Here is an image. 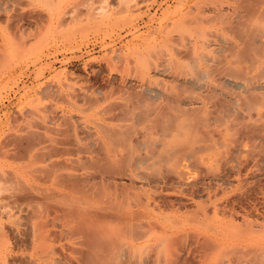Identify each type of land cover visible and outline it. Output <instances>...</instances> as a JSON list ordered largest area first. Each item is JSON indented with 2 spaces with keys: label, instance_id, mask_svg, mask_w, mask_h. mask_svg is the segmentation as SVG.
Returning <instances> with one entry per match:
<instances>
[{
  "label": "rangeland",
  "instance_id": "obj_1",
  "mask_svg": "<svg viewBox=\"0 0 264 264\" xmlns=\"http://www.w3.org/2000/svg\"><path fill=\"white\" fill-rule=\"evenodd\" d=\"M54 1L7 0L9 10L2 12L4 15L0 12V20H2L0 31L7 33L12 39L10 44L3 48L0 38V128H2L0 131V264H30L27 256L30 242L28 229L33 223L77 221L55 219L53 215L46 217L32 215V206L37 212H40L46 204L52 207L59 205L67 207L76 203L79 195L72 193L60 198L51 193L29 191L23 182L14 176V172L15 166L25 162L30 154L41 157L51 156V152L48 151L52 147L50 137L59 139L57 147L69 145L68 147H71L74 152L73 155L63 153L59 157L65 165H75V168L63 169L62 175L65 179L74 173H79L82 177L94 172V169L89 166V157L101 150L92 137L79 132L76 127V119L82 121L81 116L87 115L85 106L90 103L88 96L93 93L94 88L112 89L113 94L109 99L111 104L112 101L124 103V96L139 93L140 87L146 85L165 92L170 91L169 93L176 92L180 96L182 94L192 96L199 92L197 84L203 83L210 75L209 68L213 67L214 62L209 60L219 58L215 55V49L219 51V55L227 52H224V48L233 37L230 29L252 30L249 34L252 38L256 36V31L253 29L261 25L263 21L255 12L244 15L248 12L238 9L235 13L238 14L236 22L231 23L227 30L217 29L214 26L213 15L215 14L211 12L212 8L207 0L190 2H184V0H76L77 6L74 11L65 13L59 18V26L47 31L44 27L47 16L44 11L35 6L47 4L51 8ZM204 1H207L208 5ZM231 1L232 6L237 4L235 0ZM227 7L230 8L231 5ZM187 10H192L193 14H188ZM6 14L9 28L5 25ZM190 17L194 18L193 22L189 21ZM215 37L217 39L221 37L222 41L214 42ZM195 44L198 46L197 53H191L189 49H192ZM248 47L254 48L251 43ZM221 48L222 51H220ZM258 58L257 53L250 55L253 62ZM207 62H210V67L206 65ZM183 71L191 83L195 84H183L175 88L173 86L175 79H180ZM131 83L136 84L135 87ZM75 95L84 96V102H78V104L85 109H73L63 113L60 110L61 106L70 104L68 102ZM116 106H123V104H116ZM140 106L144 104L141 103ZM114 112L123 118L130 116L128 111L116 109ZM123 122H126L129 129L133 128L139 132L147 131L150 136L148 135L149 138L144 145L134 149L133 154L136 157L127 159L123 163L122 176L112 177L116 183L122 184V193L117 196L112 191L100 192L90 206L86 207L82 204L83 202L78 201V207L93 210L97 208L95 206L102 204H109L111 207L117 206L120 202L126 205L145 204L148 205L152 214L149 217H140L138 221H168L172 225L181 223L195 225L199 222L197 220L200 217V209L192 204L189 197L179 192V194L173 193L174 184L168 183V176L171 175V161L168 159L154 161L150 157L152 152L159 148L161 140L167 136L169 129L155 127L153 124H147L145 127L144 123L140 122L130 125L128 121L121 120V123ZM213 127L217 125L214 124ZM43 129L48 133H45ZM75 130H77L76 134H74ZM261 131L259 130L258 133ZM124 132V129L112 131L105 129L102 134L109 137L112 142L110 145L116 146L124 143ZM35 143L37 145H34ZM30 144L33 146L31 147ZM254 145L255 142L249 143L251 147ZM193 146H200V142H195ZM243 146L245 148L246 145ZM81 149L85 150L78 154L77 151ZM235 149L233 144L231 148L233 156ZM191 154L190 158L183 161L187 163L185 176H189V179L203 177L206 179L209 168L203 154L195 149ZM230 154L226 156L229 162L225 170L221 171V176L228 179L235 173V167L230 169V165L234 164L232 160L235 159ZM77 155L87 160L83 158V162L74 160L70 162L69 158L74 159ZM64 159L68 160L64 161ZM99 162L103 166L106 165V169H110L108 163ZM42 164L43 162H40V165ZM248 164H250L249 161ZM130 168L134 170L131 176L126 174ZM110 170L109 175H113L112 169ZM52 173L46 168H43L41 172H35L41 181H47ZM261 177L255 176L252 180L258 179L260 182L255 180L257 184L262 183L263 185L260 186L264 187V178ZM161 179L164 181L161 182ZM257 184L247 185L246 191L239 195V199H236L240 203L236 200L226 203L214 201L213 191L203 190L202 197L206 203L203 209L209 214L214 213L212 211L214 210L221 217L231 218V222L237 224H251L256 232L250 238L264 239L263 232H257L260 229L259 224L264 226V188L261 189L262 193H256L260 188ZM25 195L31 199L29 205L23 200ZM257 195L259 198L255 197ZM175 198L179 199V204L185 203L188 213L182 216L165 217L164 213L167 212L169 201H173V204L177 206L178 202L174 201ZM49 229L54 231L52 228ZM191 231L193 229L189 227L188 235L175 239L172 264H201L203 259L212 254L209 250L203 251L199 243L194 242ZM57 238L58 232H55L51 239L49 237L45 241V245L55 251L54 254L59 252L61 244ZM230 248L231 246H228L225 250L217 251L214 257L215 263H224L229 258L231 264L234 262L264 264L262 251L252 254L250 250V253L245 255V252L241 250ZM141 256H143L142 250Z\"/></svg>",
  "mask_w": 264,
  "mask_h": 264
},
{
  "label": "bare ground",
  "instance_id": "obj_2",
  "mask_svg": "<svg viewBox=\"0 0 264 264\" xmlns=\"http://www.w3.org/2000/svg\"><path fill=\"white\" fill-rule=\"evenodd\" d=\"M207 1L211 6L209 7L212 8L211 12L215 14L213 15L215 20H213L217 29L227 30L231 23L236 22L238 14L235 13L238 9L248 12L244 15L255 12L263 21L261 25L253 29L256 31V36L252 38L249 35L252 30L234 31L229 28L233 37L229 39V44L224 48V52H227L219 55V51L215 49V55L219 58L209 60L214 62V65L209 68L211 69L210 75L206 80L197 84L198 93L192 96H183V94L180 96L176 92L169 93L170 91L165 92L146 85L140 87L139 93L124 96V103L114 102L112 99L115 98H112L113 103L111 104L109 99L113 94L112 89L94 88L93 93L88 96L90 103L85 106L88 111L86 117L81 116L82 121L76 119L77 126L75 125L79 132L92 137L96 146L101 150L89 157V166L94 169V172L82 175V177L81 174L74 173L65 179L62 175L63 169L65 167L75 168V165H65L59 157L63 153L73 155L74 152L68 144L64 147H60L59 144L60 146L57 147L59 143L57 137H50L52 145H49L52 147L48 151L51 152V156L41 157L30 154L25 162L15 166L16 171L14 172V176L22 181L29 191L51 193L60 198L78 193V201L83 202L82 204L87 207L100 192L112 191L120 196L123 191L122 184L116 183L112 177L122 176L123 163L127 159L135 158L134 149L144 145L149 138L148 135L150 136L147 131L139 132L133 128L129 129L126 122L121 123V120L128 121L130 125L140 122L144 123L145 127L147 124H153L159 128L166 127L169 129L167 136L161 140L159 148L154 150L150 157L154 161L162 159L171 161V175L168 176V183L175 185L172 187L173 193L179 192L189 197L192 204L200 209V217L197 220L199 222L193 226L185 223L172 225L168 221L141 222L138 221L140 217H149L152 212L148 205L137 203L126 205L120 202L112 207L109 204H102L95 206L97 208L93 210H87L81 206L78 207L79 202L77 201L67 207L60 205L52 207L46 204L40 212L34 210L32 206V215L43 217L53 215L55 219L77 221H58L50 224L37 221L33 223L28 229L30 242L27 256L30 264H172L175 239L188 235L189 227L193 229L190 234L193 235L194 242L199 243L203 251L209 250L212 253L203 259L201 264H218L215 263L214 258L216 252L225 250L228 246H231L230 249L235 248L233 250L245 252V255L250 253V250L252 254L258 253L257 251L264 252V239L250 238L256 232L255 227L253 229L251 224L231 222V218L225 219L214 210L212 214L207 213V210L203 209L206 203L202 197L203 190L213 191L214 201L234 202L240 198L241 193L246 191L248 184L260 182L258 179H255L258 182L252 180L253 177L264 175V0H235L237 3L235 6L230 4V0ZM207 1L204 2L207 3ZM6 3L7 0H0L1 13L9 10ZM229 5L232 8L227 7ZM76 6V0H55L51 8L47 4H37L35 7L45 12L47 21L44 27L48 31L59 26V18L65 13L73 12ZM187 13L193 14L192 10ZM192 20L194 21V18L190 17L189 21L193 22ZM5 21L8 27L7 14ZM0 38L3 48L12 41L7 33L1 31ZM216 40L222 41V38L215 37L213 41ZM250 43L254 48L248 47ZM197 47L195 44L189 50L191 53H197ZM255 53L259 58L253 62L250 55ZM210 62L206 63L208 67H210ZM145 74L149 77L147 72ZM181 75L180 79H175L173 85L175 88L191 83L184 71ZM131 85L135 87L136 84L131 83ZM118 97L122 98L120 95ZM84 100V96L75 95L68 102L70 104L61 106L60 110L66 113L73 109H85L78 104ZM141 103L144 106H140ZM116 104H123V106H116ZM116 109L128 111L130 116L123 118L114 112ZM214 124L217 127H213ZM105 129L110 131L124 129V143L116 146L110 145L112 142L109 137L102 134ZM43 130L45 132V129ZM259 130H262L261 133H258ZM76 132L77 130L74 134ZM195 142H200V146H193ZM250 142H255V145L249 146ZM36 143L34 145H37ZM233 144L236 148L234 156L231 153ZM243 145H246L245 148ZM30 146L33 145L30 144ZM194 149L203 154L204 161L207 163L209 169L206 172V179L205 177L189 179V176H185L187 163L183 161L192 156L191 152ZM83 151L81 149L77 153ZM229 154L235 158L232 160L234 164L230 165V169L235 167V173L231 174L230 179L221 176V171L225 170L229 162L226 158ZM83 158L77 155L76 158H69V160L70 162L73 160L83 162ZM84 159L87 160V158ZM67 160L64 159V161ZM99 161H104V164L108 163L113 175H109L110 169H106V165L103 166ZM40 162L43 164L40 165ZM43 168L53 172L47 181H41L35 174V172H41ZM132 171L134 170L130 168L126 174L131 176ZM163 181L161 179V182ZM263 188L260 186L256 193H262ZM255 197L259 198L258 195ZM23 200L27 202V205L30 204L31 199L28 196L25 195ZM174 201L178 202L177 206L173 204V201H169L167 212L164 213L165 217L182 216L188 213L185 203L179 204L180 201L177 198ZM237 202L240 203L239 200ZM259 225L260 229L257 228L259 229L257 232L264 234V226ZM49 228L54 231H50ZM55 232H58L57 239L61 243L59 252L56 254L50 246L45 245L47 238L51 239ZM141 250L143 256H141ZM225 262V264H231V259L227 258Z\"/></svg>",
  "mask_w": 264,
  "mask_h": 264
}]
</instances>
